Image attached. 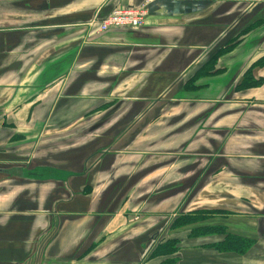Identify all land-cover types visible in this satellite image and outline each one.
Returning a JSON list of instances; mask_svg holds the SVG:
<instances>
[{
	"label": "crops",
	"instance_id": "1",
	"mask_svg": "<svg viewBox=\"0 0 264 264\" xmlns=\"http://www.w3.org/2000/svg\"><path fill=\"white\" fill-rule=\"evenodd\" d=\"M145 1L0 0V264H158L150 237L195 209L255 242L214 252L264 264V82L235 89L264 55V0H152L142 26L96 30ZM233 39L221 72L185 89ZM226 75L177 129L147 115Z\"/></svg>",
	"mask_w": 264,
	"mask_h": 264
},
{
	"label": "trees",
	"instance_id": "2",
	"mask_svg": "<svg viewBox=\"0 0 264 264\" xmlns=\"http://www.w3.org/2000/svg\"><path fill=\"white\" fill-rule=\"evenodd\" d=\"M257 25V23H255ZM251 30V27H247L240 32V36L245 34L247 31ZM240 40L236 41L233 39L231 43L225 44L218 49H216L206 61H204L193 73L192 76L184 83V88L191 90L196 88L194 85L196 80L201 77L210 76L213 74H218V68H216V63L219 58L224 53H227L231 48L237 44ZM264 65V55L260 57L253 65H251L242 75L240 81L235 85L236 90H243L251 87H256L264 82L263 77H255L253 75L252 69L255 66ZM217 211L216 209H195L188 212H181L180 214L174 216L172 220L169 221L168 229L174 230L180 227H188V238L196 236H215L220 237L218 241L211 245L212 249L218 252H231L238 255H244L249 251L252 245V240L245 236H240L232 234L227 231L226 227L220 225H209L207 220ZM154 235L150 237L153 242L152 246L148 252L149 259L157 258L159 259L158 264H171L174 259L172 257L176 252V237L174 235ZM165 236V237H164Z\"/></svg>",
	"mask_w": 264,
	"mask_h": 264
},
{
	"label": "rangeland",
	"instance_id": "3",
	"mask_svg": "<svg viewBox=\"0 0 264 264\" xmlns=\"http://www.w3.org/2000/svg\"><path fill=\"white\" fill-rule=\"evenodd\" d=\"M256 40L250 41L245 46H249L253 44ZM243 49V47H241ZM235 57L231 56L227 60H229L230 63H235L233 61ZM226 60V61H227ZM229 63V64H230ZM230 80V76H215L214 78H203L200 80V82H206L208 84L205 87L200 88V90H196L192 92L191 94L184 93L182 94V98L177 97L178 95V89L177 86L172 89L171 92L165 96V98H162L161 100H158L156 103V106L152 109V111H148L147 115L150 116L154 114L155 112H158V122L159 124H156L155 127H158L161 131V133L165 134L166 130L169 127L172 129H177L181 123L182 120H185L189 118L191 115H193L195 110L194 108L199 106L200 101L202 98L205 97H221L225 94L224 91H222L221 87L223 88L227 86V82ZM220 85V86H219ZM177 101V103H174L172 105L169 100L173 99ZM164 99V100H163ZM172 105V106H171ZM205 111L203 112V115L206 116H212L214 112L216 111V108L212 105H205L204 106ZM193 189H191V192ZM172 231V230H171ZM169 230L168 233H165L164 235L172 234ZM188 227H180L174 230V235L176 237V252L172 256L174 257L173 261H171V264H232V260L230 257H225L223 254H217L214 252L211 247L213 243L216 242L215 239H220V237L215 236H196V237H190L188 238ZM163 236V235H162ZM161 236H158V238ZM165 237V236H164ZM215 238V239H214ZM249 238V237H248ZM251 239V238H250ZM252 245L255 243L253 239ZM153 242H151L152 244ZM218 252V251H217ZM221 253V252H219ZM222 253H231V252H222ZM234 257H237V255L234 253ZM240 257V256H239ZM184 259V261H182ZM241 259V257H240Z\"/></svg>",
	"mask_w": 264,
	"mask_h": 264
},
{
	"label": "built area",
	"instance_id": "4",
	"mask_svg": "<svg viewBox=\"0 0 264 264\" xmlns=\"http://www.w3.org/2000/svg\"><path fill=\"white\" fill-rule=\"evenodd\" d=\"M152 0H146L139 6L116 7L105 17L96 20V30L104 32L112 28H135L144 24L147 15V4Z\"/></svg>",
	"mask_w": 264,
	"mask_h": 264
}]
</instances>
